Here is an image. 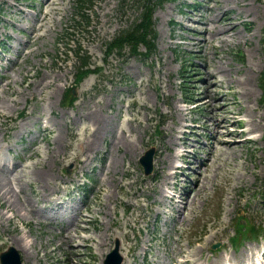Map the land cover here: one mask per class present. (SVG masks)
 <instances>
[{
  "label": "rangeland",
  "instance_id": "rangeland-1",
  "mask_svg": "<svg viewBox=\"0 0 264 264\" xmlns=\"http://www.w3.org/2000/svg\"><path fill=\"white\" fill-rule=\"evenodd\" d=\"M194 1L203 5L206 0H178L154 10L157 50L150 58L141 59L131 57L128 48L108 55L107 44L139 20L145 0L85 3L87 11L82 23L74 18L75 0H58L61 4L55 8L59 10L53 15L44 13L40 0H0V42L6 44L0 45L4 48L0 54V161L15 167L9 172L12 175L0 170V176L8 174L20 179L12 185L14 195L10 197V193L4 200L12 206L0 205V252L18 246L23 264H103L118 239L123 254L132 247L131 254L126 255L132 264H173L176 262L172 260L181 258L175 253L187 255L184 251L198 248L199 237L215 233L212 241L204 245L201 256L194 259L197 263L213 264L226 255L239 258L244 250L258 244L232 242L239 224L249 229L255 226L259 244L262 243L264 104L259 80L264 70V0L209 1V14L203 12L202 5L196 10L187 7ZM224 4L232 8L229 17L234 18L239 34L226 37L230 40L227 43L213 39L211 48L208 42H201L205 36L190 30L196 24L191 20L207 22L216 6ZM29 5L32 10L27 8H31ZM220 17L219 11L216 19ZM21 28L28 34L22 33ZM10 46L23 47L24 52L17 56ZM79 48L90 56L97 72L77 83ZM208 52L213 62L222 60L223 76L208 63ZM206 70L216 74L218 81L246 73L255 94L249 99L250 105L263 127L246 135L249 140L237 152H230V169L235 167L240 152L247 157V169L238 172L234 168L229 184L223 181L226 176L220 174L212 181L214 185L195 200L192 212H184L186 218L182 221L179 209L188 201L186 191L197 176L180 169L184 175L178 172L175 180H164L173 171L169 168L170 155L186 142L194 145L186 149H191L196 157L208 158L212 141L203 127L211 128V94L224 93V99L240 111L237 120L245 119L247 108L240 103L241 87L233 81L229 87L222 83L220 88L209 90L203 81ZM182 75H189L187 84L182 83ZM182 84L187 86L186 99L192 97L193 105L183 103L187 100L181 93ZM72 88H76L74 97L68 94ZM40 124L46 127L45 131ZM242 124L239 130L246 128L244 121ZM172 135L177 136V146L171 141ZM246 136L240 137L239 143ZM205 143L208 145L200 147ZM150 147L155 148L154 169L146 177L138 159ZM39 160L44 161L42 165L52 177L46 188L38 187L30 178V170ZM179 161L180 158L175 159L174 164H183ZM67 166H71L69 175L65 172ZM203 168L207 175L211 167H199L198 171ZM222 171L226 174V168ZM85 173L95 182L89 184L92 189L82 192L76 188L81 182H71ZM169 181L176 182L177 194L182 198L179 205L161 197L163 190H171L172 185H164ZM45 191L50 193L47 201ZM70 193L74 202L81 200L83 212L88 209V217L85 221L79 217L74 230L66 219L69 215L65 201L56 206L58 213L47 207L58 197L70 199ZM25 200L39 212L64 220L50 222L30 217L20 209ZM69 228L71 235L89 238L66 239ZM238 236L239 240L244 239L243 234ZM144 243L145 249L148 247L145 262ZM213 244L219 246L212 249Z\"/></svg>",
  "mask_w": 264,
  "mask_h": 264
},
{
  "label": "bare ground",
  "instance_id": "bare-ground-1",
  "mask_svg": "<svg viewBox=\"0 0 264 264\" xmlns=\"http://www.w3.org/2000/svg\"><path fill=\"white\" fill-rule=\"evenodd\" d=\"M211 1H215V0H211ZM57 4H61V3L58 2V0H42V5L44 6L43 8L46 10L44 13L45 14L48 13L51 15L57 13V11H55V10H59V8H55V5ZM244 5L247 7V9H252L251 6H248L247 4H244ZM247 9L245 8V10L248 12ZM211 10L212 9L210 8L208 12L210 13ZM231 10L232 8L229 7L227 4H224L223 6L222 5L216 6L213 12V15L208 19L207 22H200L199 20H191L194 23H196L195 25L192 26V30L198 32L202 36H205L204 38L202 37L201 41L208 42V45L211 48H212V45L210 43H211V40L213 39H216L219 43L230 42V40L226 37H234V36L237 37L236 35L239 34L238 30L235 29L236 23L233 22L234 18L229 17V12ZM219 11H220L221 17L217 20L216 18L218 17ZM237 14H240V11H238ZM218 21H220L219 25H217ZM197 26H199L198 27L199 30H197ZM230 31H232L233 33L232 35L228 34V32ZM239 39H243V41L245 42V39L243 37H240ZM213 54H214V51H213ZM208 58H209L208 63L213 66V68L216 71V74L223 76L224 65L222 63V60L213 62L212 56L210 55L209 52H208ZM216 74L210 72L209 70H206L205 77L203 80L204 83L207 85V87L210 88L209 90H211V88L213 87L220 88L222 83H226L227 87H229L232 81L235 82L236 85L240 86L241 91L238 93L239 98L241 99L240 103L243 106L244 104H246V107H247L245 109V112L243 113V116L245 119H240V120L236 119V116L240 114V111L235 110L233 103L227 102L224 99L223 97L224 93H221L220 91L218 94H211L210 95L211 98L209 99V105L211 107V116L209 117L208 120L212 126L211 128L212 149L208 153V158L204 159V163L203 161L200 163L201 167H206L208 165L211 167L209 173L207 175L204 174L206 172L205 168L202 169V172L198 171V167L196 165L197 163L195 159L192 160V158L189 157L188 153L191 152L192 150L186 149V147L194 146L190 143L184 142L181 150H177L176 152H173L170 155L169 160H168L169 168L173 171H171L168 174V177H165L164 180L166 179L174 180L176 178V175L179 172V170L176 168V165L174 164V160L178 158H182V161L187 164V170L192 171L197 176L195 182L193 183V188L187 194V196L189 195L188 201L185 202L183 206L179 209V213L180 215H182V217H180L182 221H184L186 218V214H184V212L186 210L189 211L190 213L192 212L193 204L195 200L198 198L199 195L201 194L204 195V193L211 188L210 185L212 186L214 185L212 181H215L220 176V174H222V177L224 175L226 176V178H223V181L226 184H229L231 182L230 174H232V171L234 168H238V172L240 170L247 169V166H248V164L246 163L247 157L240 155L242 154L241 152L239 154L237 153L238 155L236 157L239 160L235 164H233L235 167L230 169L231 166L227 163L229 157L231 156L230 152H233V151L237 152L238 148H241L242 144H244L247 141L246 140L247 138H246V139H243L241 143H239L240 137L245 136V135H250L254 130L261 129L263 127L260 120L258 119L257 113H255V109H253L252 106L250 105L249 99L253 97L255 94L251 87V80L247 76V74L245 73L243 76L239 78H236V79L230 78L229 80H226V81H218L216 79ZM175 110L179 115L182 114L181 110L178 109L177 107H175ZM243 120H244V124L246 128L242 130L237 129L239 126L243 125L242 124ZM181 127H183V125H181ZM176 139H177V136L176 137L175 135L171 136V141L174 146H177ZM185 140H188V138H186ZM40 161L41 163L39 164L38 162ZM42 163H44V161L39 160L36 162V164L33 165V167L30 170V175H31L30 178L31 180H35L38 183V187L46 188L49 182L51 181L52 177L51 175L47 173ZM222 168H226V174L222 171ZM6 173H9V172L6 171ZM182 174L184 175L183 172ZM14 180H16L17 182H14ZM19 181H20L19 178H11L10 176H8V174L0 176V191L3 190L2 193L0 192V205L1 206L4 203H6L5 208L12 206L11 204H8L4 200L6 196L11 193L12 185L18 184ZM168 184L173 185L174 182L169 181L168 183H165L164 185H168ZM45 194L47 195V199L45 201H47L50 193L45 191ZM13 195L14 194L11 193L9 196L12 197ZM161 197L166 199V195L163 194L162 192H161ZM25 202L26 203L24 206H22V204L20 205L21 210H24L26 214L32 218L34 217L37 219L43 218V215L39 212V210L35 209L34 206L31 205V203L28 202L27 200H25ZM77 222L78 220L76 218H74L71 221V228H73V230L75 229ZM83 230H86V229H83ZM70 231H71L70 228L66 230V235L64 236V238L66 239L70 237H76L79 239L89 238V236L71 235ZM213 235H215V233L211 235L206 234L203 238L199 237L197 239V241H199L198 248L196 249L193 248L192 250L188 252L184 251L185 253H187V255L183 254L181 251L178 254L175 253L174 255H178L181 257L179 261L176 260V264H193V263L195 264L197 263L198 260L194 261V259L196 257L199 258V256H201V252L204 248V245L212 241ZM20 241H23V240H20ZM15 247L18 248V246L16 245ZM129 251H131V249ZM227 257L228 256H226L225 258ZM254 257L255 256H252L251 260H253ZM215 263L218 264L219 261H216ZM197 264H202V263H197ZM234 264H242V262L236 261L234 262Z\"/></svg>",
  "mask_w": 264,
  "mask_h": 264
},
{
  "label": "trees",
  "instance_id": "trees-1",
  "mask_svg": "<svg viewBox=\"0 0 264 264\" xmlns=\"http://www.w3.org/2000/svg\"><path fill=\"white\" fill-rule=\"evenodd\" d=\"M85 0H77V7L79 12L77 15H81L83 13V8L82 4L84 3ZM91 2L92 0H88ZM170 1V0H145L143 4V11L140 15V19L138 22L134 24V26L125 29L121 31L115 38L112 39V41L107 44V51L108 54H112L114 51L115 52H121L125 48L129 47L131 50V54L135 56H147L151 52L155 50V37H156V32L154 30V22L152 19V14L154 9L157 6L162 5L164 2ZM262 43L264 47V28H263V38H262ZM140 45H143L146 49L145 53H140L138 51V47ZM82 51H79V54H77V59L81 61V70L80 69V74L77 78V82L82 79V77L89 71L88 67L90 63L86 61L84 56H80V53ZM87 59H89L87 57ZM262 83H263V88H264V71L262 73Z\"/></svg>",
  "mask_w": 264,
  "mask_h": 264
},
{
  "label": "water",
  "instance_id": "water-1",
  "mask_svg": "<svg viewBox=\"0 0 264 264\" xmlns=\"http://www.w3.org/2000/svg\"><path fill=\"white\" fill-rule=\"evenodd\" d=\"M72 93L75 94L74 90ZM153 155L154 149L150 148L139 159L145 175L151 174L153 170ZM0 262L1 264H22L19 252L14 247H9L6 251L0 253ZM120 262L121 257L118 255V242H116V247L105 261V264H119Z\"/></svg>",
  "mask_w": 264,
  "mask_h": 264
}]
</instances>
